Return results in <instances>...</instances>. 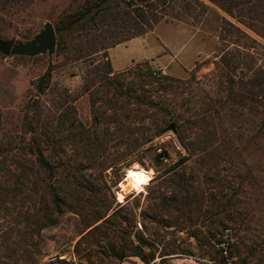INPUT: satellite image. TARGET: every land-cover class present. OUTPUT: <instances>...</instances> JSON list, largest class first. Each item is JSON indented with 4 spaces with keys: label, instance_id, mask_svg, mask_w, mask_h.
I'll return each instance as SVG.
<instances>
[{
    "label": "rangeland",
    "instance_id": "rangeland-1",
    "mask_svg": "<svg viewBox=\"0 0 264 264\" xmlns=\"http://www.w3.org/2000/svg\"><path fill=\"white\" fill-rule=\"evenodd\" d=\"M87 1L36 0L24 11H0V37L30 40ZM156 12L163 18L152 30L113 52L117 63L132 60L111 83L72 103L74 118L96 138L64 143L59 162L82 173L92 192L66 194L57 223L31 237L23 230L31 201L16 202L15 212L0 206V264H264V113L239 102L245 90L237 83L249 77L247 66L264 70V0L235 8L233 17L208 0H166ZM223 54L241 64L226 68ZM99 59L0 53L4 117L18 121L44 76L50 88L78 95ZM157 68L162 79L152 75ZM51 98L38 95L42 108ZM171 121L177 133L159 134L157 126ZM176 173L197 193L181 211L162 201ZM97 216L104 218L92 225ZM219 239L229 241L225 253Z\"/></svg>",
    "mask_w": 264,
    "mask_h": 264
},
{
    "label": "trees",
    "instance_id": "trees-1",
    "mask_svg": "<svg viewBox=\"0 0 264 264\" xmlns=\"http://www.w3.org/2000/svg\"><path fill=\"white\" fill-rule=\"evenodd\" d=\"M35 1L0 0V11L12 9L24 11ZM208 1L217 4L221 10L233 17L235 8L255 0ZM165 3L166 0H128L126 6H120V0H89L83 7L65 13L53 24L56 33L55 53L71 56L75 61L99 56L98 62L103 61L102 64L100 66L92 64V67L86 70L82 78L81 92L76 96L66 88H58L56 85L50 88L51 81L49 77L44 76L39 78L35 85L37 95L25 105L22 116L17 122L7 121L0 109V206L4 209L10 206L11 212H15L16 202L22 205L27 204L26 201H31V206L25 212L23 228L29 237L38 228L57 223V216L67 208L66 194L92 192L88 185L90 181L86 180L82 173L70 167L65 169L59 162L62 160V154H65L64 143L74 139L75 136L83 143L85 140L96 138L74 118L72 103L83 94L90 92L95 85L102 82L111 83L113 70L107 58V50L152 30L153 26L163 18L156 12L158 4ZM130 7L132 11H129ZM250 27L255 34L259 33L255 26ZM29 36L26 34L23 38L28 39ZM0 39L5 40L2 37ZM236 59L235 55L223 54L220 63L234 71L241 64V61ZM240 68L243 69V66ZM245 69L251 73L245 81L237 82L241 83L244 87L241 89L245 90L244 95H239V102L243 103L249 112L254 113L261 108L264 113V70L259 68L251 71L250 66ZM229 81L232 83L231 79ZM233 89L234 85L230 87L231 93H234ZM46 91L53 95L48 109L42 108L38 99V95H45ZM261 111L259 110L260 113ZM161 124L165 126H157L159 134L163 131L177 133L176 121ZM74 168L78 169V166ZM168 179L174 181V187L170 197H164L162 201L173 204L172 207L176 211H181L190 205L197 193L191 190V184L184 174L181 176L176 173ZM77 189L78 191H75ZM22 194H25L24 197ZM39 194L45 196L41 198ZM33 195L36 197L34 201L29 199ZM32 207L36 208V211ZM103 218L97 216L92 225ZM223 241L219 239V243ZM227 243L229 245V241ZM33 246L36 250V244Z\"/></svg>",
    "mask_w": 264,
    "mask_h": 264
},
{
    "label": "water",
    "instance_id": "water-1",
    "mask_svg": "<svg viewBox=\"0 0 264 264\" xmlns=\"http://www.w3.org/2000/svg\"><path fill=\"white\" fill-rule=\"evenodd\" d=\"M123 6L127 5L128 0H120ZM56 50V33L53 25L47 22L38 34L32 39L21 42L14 40L0 39V53L3 56L11 57H36L47 54L51 59ZM56 263V262H55ZM50 262L48 264H55ZM60 263V262H57Z\"/></svg>",
    "mask_w": 264,
    "mask_h": 264
},
{
    "label": "crops",
    "instance_id": "crops-1",
    "mask_svg": "<svg viewBox=\"0 0 264 264\" xmlns=\"http://www.w3.org/2000/svg\"><path fill=\"white\" fill-rule=\"evenodd\" d=\"M182 32V31H181ZM137 39H139V38H133V39H131V40H129V41H127V42H125V43H122V44H119V45H116V46H114V47H112V48H109L108 50H107V55H108V58H109V61H110V63H111V67H112V70L113 71H120L121 69H123L127 64H128V62H130L132 59H127L125 62H120V63H117V62H115L114 61V57H113V52L116 50V49H119V48H121V47H127V46H129V45H131L133 42H135V41H137Z\"/></svg>",
    "mask_w": 264,
    "mask_h": 264
},
{
    "label": "built area",
    "instance_id": "built-area-1",
    "mask_svg": "<svg viewBox=\"0 0 264 264\" xmlns=\"http://www.w3.org/2000/svg\"><path fill=\"white\" fill-rule=\"evenodd\" d=\"M152 75L155 77V78H158V79H162L165 75H166V72L163 70V69H154L152 70ZM227 246H228V243L226 240H224L222 243H221V248L223 249L224 253L227 249Z\"/></svg>",
    "mask_w": 264,
    "mask_h": 264
},
{
    "label": "bare ground",
    "instance_id": "bare-ground-1",
    "mask_svg": "<svg viewBox=\"0 0 264 264\" xmlns=\"http://www.w3.org/2000/svg\"><path fill=\"white\" fill-rule=\"evenodd\" d=\"M54 263H55V262H54ZM55 264H60V263H57V262H56Z\"/></svg>",
    "mask_w": 264,
    "mask_h": 264
}]
</instances>
